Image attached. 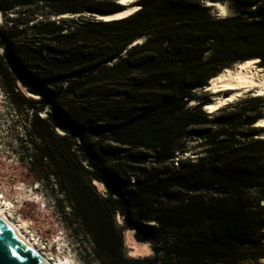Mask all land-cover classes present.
Returning <instances> with one entry per match:
<instances>
[{"label":"trees","instance_id":"obj_1","mask_svg":"<svg viewBox=\"0 0 264 264\" xmlns=\"http://www.w3.org/2000/svg\"><path fill=\"white\" fill-rule=\"evenodd\" d=\"M119 1L0 0L16 11L0 26V82L33 110L27 166L66 197L64 221L90 242L80 243L84 264L264 258V101L214 120L189 107L193 90L224 69L255 59L264 68V0H212L234 11L224 18L205 0H140L114 21L81 15L118 12ZM20 81L41 98H26ZM188 137L203 150L179 158ZM127 230L153 254L131 256Z\"/></svg>","mask_w":264,"mask_h":264},{"label":"rangeland","instance_id":"obj_2","mask_svg":"<svg viewBox=\"0 0 264 264\" xmlns=\"http://www.w3.org/2000/svg\"><path fill=\"white\" fill-rule=\"evenodd\" d=\"M139 1L135 2V4ZM205 2L207 3V0ZM222 3L228 7V15L226 17L235 15L227 2ZM212 13L215 16H219V12L214 8L212 9ZM15 14V10L2 11L3 23L0 22V26L5 24L6 18ZM146 41L147 37H144L143 42ZM0 52L2 53V51ZM256 67H259L262 70V74H264V68L260 67L258 62L256 63ZM17 85L22 94L26 98H29L23 85L20 82ZM231 92L223 91L225 94ZM193 94H195L196 98H201L202 102L205 100L211 101L216 98L214 94L207 92V89L193 90ZM252 98L255 97L251 94L246 95L244 99L222 108L224 109L222 113L221 111H217L209 114L203 110L202 105L200 106L208 115V118L214 120L218 115L222 117L224 114L240 108V105H243ZM262 99L264 101V98ZM41 108L37 107L35 112L39 111L38 114L41 118L46 117L45 111L41 110ZM262 109L264 112V104ZM32 113L33 110L26 105L16 106L5 93L0 82V205L5 208L13 223L25 235L30 237L35 246L54 264H84L80 257V245L84 243L88 246L90 242L86 238L81 240L71 233L64 221L63 210L71 212L66 197L56 187L52 189L51 186H47L27 166V164H31V157L34 155L33 146L28 143L33 117ZM216 126L218 125L214 124L213 128L215 129ZM261 136L264 137V135ZM70 139L72 142H78L74 137H70ZM198 141L196 138L188 137V152L178 155V157H198L203 150V148L199 147ZM54 183L52 182L51 184ZM96 187L102 194L106 192L103 183L100 186L96 185ZM256 194V190L249 192L250 197H254ZM211 196H213V193L206 194V197ZM262 218L264 220V213ZM117 221L119 224H123L121 216H117ZM134 234L135 232L131 230H127L124 233L129 254L133 257L151 256L153 250L142 248L141 242L135 238ZM263 261L264 258L257 261L242 262V264H262ZM221 263L222 260L216 264Z\"/></svg>","mask_w":264,"mask_h":264},{"label":"bare ground","instance_id":"obj_3","mask_svg":"<svg viewBox=\"0 0 264 264\" xmlns=\"http://www.w3.org/2000/svg\"><path fill=\"white\" fill-rule=\"evenodd\" d=\"M139 0H121L119 4L123 6V9L115 13L107 14H90L84 13L86 15H93V18L101 21H114L119 20L125 17H128L135 9L139 7L135 4ZM133 4V5H132ZM207 5L214 8L219 12L220 17H226L228 15V7L226 4L221 2L212 3L211 0H207ZM128 6V7H124ZM135 8V9H134ZM71 15V14H70ZM69 16V15H63ZM92 17V16H91ZM0 22L3 23L2 11L0 10ZM144 38H139L137 44L142 43ZM2 51V50H1ZM258 60H248L245 62L237 63L231 67L224 69L218 75L214 76L211 81L206 85L198 87L197 90L207 89V92L214 94L216 98L211 101L202 102L201 98H196L191 101L189 104L190 107L196 105H202L203 110L209 114H213L220 109L234 104L245 98L246 95L251 94L254 97L264 98V74L259 67H256ZM20 84L23 85L26 95L32 99H40L41 96L37 93H34L30 90V86L24 84L20 81ZM232 91L231 93L225 94L223 91ZM225 94V95H224ZM256 126L259 128H264V116L259 119L256 123ZM68 131V132H67ZM57 132L60 135L72 134L69 130L63 127H58ZM259 134L258 137H262ZM257 136V135H256ZM264 138V137H263ZM95 184L100 186L101 182L96 181ZM0 218L16 233V235L25 243L27 248L38 258L42 264H54L50 261L33 243L32 239L25 235L20 228H18L13 221L8 216L5 208L0 205ZM135 232L134 230H131ZM142 248L146 250H153L149 242H141ZM264 264V261L263 263Z\"/></svg>","mask_w":264,"mask_h":264},{"label":"water","instance_id":"obj_4","mask_svg":"<svg viewBox=\"0 0 264 264\" xmlns=\"http://www.w3.org/2000/svg\"><path fill=\"white\" fill-rule=\"evenodd\" d=\"M212 3H215L211 0ZM123 7V6H122ZM125 8L128 6H124ZM119 12V11H118ZM98 14V13H90ZM107 14V13H100ZM81 15L90 16L82 13ZM93 17V15H91ZM192 101V100H191ZM0 264H42L16 233L0 218Z\"/></svg>","mask_w":264,"mask_h":264},{"label":"clouds","instance_id":"obj_5","mask_svg":"<svg viewBox=\"0 0 264 264\" xmlns=\"http://www.w3.org/2000/svg\"><path fill=\"white\" fill-rule=\"evenodd\" d=\"M119 2H121V0H120ZM134 9H135V8H134ZM136 11H138V10L135 9V12H136ZM135 12H133L132 14H134ZM132 14H131V15H132ZM129 16H130V15H129ZM125 18H126V17H125ZM135 43H137V42H135ZM190 104H191V101H190Z\"/></svg>","mask_w":264,"mask_h":264}]
</instances>
